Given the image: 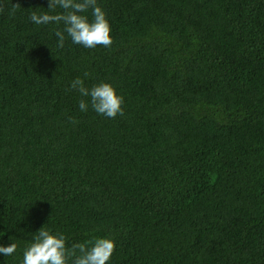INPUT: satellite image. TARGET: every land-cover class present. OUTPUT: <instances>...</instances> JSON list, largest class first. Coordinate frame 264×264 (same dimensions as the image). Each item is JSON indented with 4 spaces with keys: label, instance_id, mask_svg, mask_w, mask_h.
Here are the masks:
<instances>
[{
    "label": "trees",
    "instance_id": "16d2710c",
    "mask_svg": "<svg viewBox=\"0 0 264 264\" xmlns=\"http://www.w3.org/2000/svg\"><path fill=\"white\" fill-rule=\"evenodd\" d=\"M97 2L110 48H58L29 19L47 0H3L0 264L41 227L112 239L108 264H264V0ZM76 78L124 115L81 112Z\"/></svg>",
    "mask_w": 264,
    "mask_h": 264
},
{
    "label": "clouds",
    "instance_id": "9594fccd",
    "mask_svg": "<svg viewBox=\"0 0 264 264\" xmlns=\"http://www.w3.org/2000/svg\"><path fill=\"white\" fill-rule=\"evenodd\" d=\"M10 3L9 15H15L21 8L20 4L12 3V0ZM5 9L6 5L0 0V15ZM89 10L91 20L85 15ZM29 19L35 25L62 24L63 29L57 28L54 31L58 48L64 47L66 37L73 44L88 49L97 46L110 48L114 42L106 13L97 0H47V11H32ZM69 90H76L82 97L78 102L81 112H87L90 106L98 115L107 118L124 115L123 97L117 94L110 83L100 82L88 88L81 78H76L71 82ZM72 122L76 121L73 119ZM66 241L64 234L41 227L23 250L22 264H69V261L71 264H108L116 247L110 238H93L83 243H73L70 247ZM16 250L15 243L0 245V254L3 256H11Z\"/></svg>",
    "mask_w": 264,
    "mask_h": 264
}]
</instances>
